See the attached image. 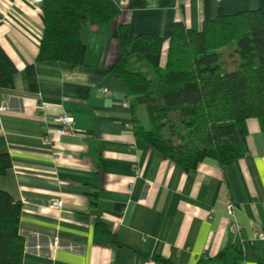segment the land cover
Masks as SVG:
<instances>
[{"label":"crops","instance_id":"0c3cea01","mask_svg":"<svg viewBox=\"0 0 264 264\" xmlns=\"http://www.w3.org/2000/svg\"><path fill=\"white\" fill-rule=\"evenodd\" d=\"M110 1L111 23H82L84 60L72 67L34 62L44 29L41 0H0V45L17 68L13 87L0 90V153L12 162L0 189L21 202L22 264H264V240L253 239L255 229L264 230L258 119L246 120V156L231 166L205 160L185 171L126 125L133 126L130 107L122 104L130 100L125 83L108 72L121 53L113 36L120 24L129 26L131 38L161 37L164 62L175 21L201 30L207 16L264 10V0H145L136 8L129 0ZM33 63L36 91L26 79ZM62 113L79 133L45 143L46 127ZM136 116L149 127L144 106ZM53 198L62 200L60 209L51 207ZM229 203L242 224L239 235L231 230ZM97 220L115 240L96 229Z\"/></svg>","mask_w":264,"mask_h":264},{"label":"trees","instance_id":"16d2710c","mask_svg":"<svg viewBox=\"0 0 264 264\" xmlns=\"http://www.w3.org/2000/svg\"><path fill=\"white\" fill-rule=\"evenodd\" d=\"M144 4L129 0L128 7ZM40 9L44 29L34 62L61 61L72 67L84 60L82 23L105 26L116 14L110 0H41ZM113 36L121 53L108 72L125 83L134 135L183 170H193L205 160L231 166L246 156L248 118H257L264 133V10L219 12L205 17L201 30L175 21L164 62L161 37L146 32L131 38L127 24H120ZM223 48L234 56L232 68L227 67ZM16 72L0 45V90L13 87ZM26 79L36 91L34 63ZM139 106L146 109L147 128L137 119ZM11 164L10 155L0 153V176ZM90 195L95 205L96 194ZM20 215L21 202L0 189V264L23 262ZM95 227L115 240L100 220Z\"/></svg>","mask_w":264,"mask_h":264},{"label":"built area","instance_id":"2783aa9c","mask_svg":"<svg viewBox=\"0 0 264 264\" xmlns=\"http://www.w3.org/2000/svg\"><path fill=\"white\" fill-rule=\"evenodd\" d=\"M102 92H106L107 89L105 87H101ZM122 104L125 107H129V99L126 98L122 101ZM52 122L54 123L53 127H46L44 141L47 144H52L54 137L56 135H63V134H71L75 135L79 133V129L75 127L73 117L68 113H62L53 117ZM126 125L130 128H133L132 123L128 122ZM50 205L53 208L60 209L62 207V200L60 198H53L50 201ZM226 212L229 216L232 217V227L231 230L236 235H239L242 224L239 223L235 217V210L233 203H229L226 207ZM253 239L254 240H264V230L262 229H255L253 232ZM239 264H245L243 260L240 261Z\"/></svg>","mask_w":264,"mask_h":264},{"label":"rangeland","instance_id":"374dc122","mask_svg":"<svg viewBox=\"0 0 264 264\" xmlns=\"http://www.w3.org/2000/svg\"><path fill=\"white\" fill-rule=\"evenodd\" d=\"M227 48H223V51H225V58H224V60L226 61V63H227V67L228 68H232L233 67V64H232V59L234 58V56H232V55H229L228 53V51L226 50ZM231 62V63H230ZM139 121V120H138ZM140 123V122H139Z\"/></svg>","mask_w":264,"mask_h":264},{"label":"water","instance_id":"95a60500","mask_svg":"<svg viewBox=\"0 0 264 264\" xmlns=\"http://www.w3.org/2000/svg\"><path fill=\"white\" fill-rule=\"evenodd\" d=\"M34 1H40V0H34ZM91 212H93V213H94L95 211H94V210H92Z\"/></svg>","mask_w":264,"mask_h":264}]
</instances>
